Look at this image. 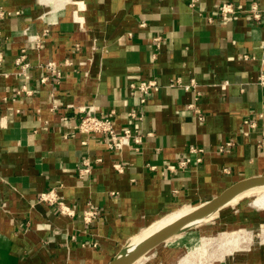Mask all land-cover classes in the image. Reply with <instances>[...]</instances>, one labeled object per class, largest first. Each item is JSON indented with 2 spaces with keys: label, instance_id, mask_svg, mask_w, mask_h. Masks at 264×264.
Masks as SVG:
<instances>
[{
  "label": "crops",
  "instance_id": "0c3cea01",
  "mask_svg": "<svg viewBox=\"0 0 264 264\" xmlns=\"http://www.w3.org/2000/svg\"><path fill=\"white\" fill-rule=\"evenodd\" d=\"M189 2L0 0V264H110L165 215L264 176V0ZM151 80L156 88H136ZM88 105L141 142L114 150L78 132ZM225 214L214 235L180 233L138 264H179L201 239L218 250L230 231L245 237L198 264H264V209Z\"/></svg>",
  "mask_w": 264,
  "mask_h": 264
},
{
  "label": "bare ground",
  "instance_id": "6f19581e",
  "mask_svg": "<svg viewBox=\"0 0 264 264\" xmlns=\"http://www.w3.org/2000/svg\"><path fill=\"white\" fill-rule=\"evenodd\" d=\"M252 191H257L258 194L254 198L252 197L253 199L248 203L257 209H264V176L239 182L225 190L222 195L208 202L182 207L165 215L151 224L144 232L142 231L127 242L110 264H138L140 261H143L147 252L160 243L210 219L219 209L233 200L235 201L240 195ZM247 201L249 200L247 199ZM241 234L238 231H230L225 236H222L218 243L219 247L216 245L218 250L214 248L210 249L213 247L212 245L215 240L201 239L199 247L192 252H187L183 257L181 256L182 259H180L179 264H198L201 262V260L198 261L199 259L208 258L211 256L209 254L214 253L215 250L219 252V248L226 249L227 245L224 246L225 244H231L240 238H244L245 235ZM234 245L237 247L238 243ZM232 249H234V246ZM224 253L226 254L227 252L225 251Z\"/></svg>",
  "mask_w": 264,
  "mask_h": 264
},
{
  "label": "built area",
  "instance_id": "2783aa9c",
  "mask_svg": "<svg viewBox=\"0 0 264 264\" xmlns=\"http://www.w3.org/2000/svg\"><path fill=\"white\" fill-rule=\"evenodd\" d=\"M196 0H190L189 5L193 6L195 4ZM233 12V9L231 8V4H224L222 6V18L223 19H229L230 16L228 13ZM7 13L5 12L4 9L0 7V20L5 17ZM256 16H259V14H256ZM1 32V30H0ZM3 41L1 40L0 36V61L2 60V49H3ZM24 57V53L20 55V59ZM46 69L48 72L55 73L57 77L60 78L61 73L60 71H57L55 68V63L54 62H48L46 64ZM259 83L264 85V73H261L259 76ZM225 84H222L221 87L223 88ZM134 87V86H133ZM156 88V84L154 81H148V82H141L136 88L140 90L141 92L146 93L149 88ZM195 84L194 82H190V84L186 85V89H192L194 90ZM198 96L195 97L197 99ZM143 100V98L141 99ZM56 108L57 106L54 105ZM189 108H191L195 113L198 118H202V115L197 112V109L195 107V103L189 104ZM79 112L81 113L79 116V121L77 124V130L78 132L82 133H89V134H99L102 136H105L107 138V144L109 148L114 149V150H120L123 146L125 145H131V144H138L142 140V134L137 133L132 131L129 128H125L123 131L119 132L116 130L114 126V122L111 119L110 116L102 114L99 112L98 108L93 105H88L85 108L79 109ZM110 113H114V110H111ZM131 116H135L136 114L134 112L129 113ZM63 120H66L67 117L63 116ZM202 150L200 148L196 147H190L189 152L193 153H198L201 152ZM191 159L190 157H186L184 160L179 162V165H184L187 162H189ZM195 160H200V157L197 156ZM80 168L79 172L80 174L87 175L91 171L92 163L84 159L80 163ZM120 164L115 163L114 167H116L119 170ZM43 199L53 202L54 197L50 195L43 196ZM58 207L60 212L62 213H67V214H72V210L66 206L64 203H62L60 200L57 201ZM96 215L95 211L91 210H86L84 211L83 218L87 221H89L91 218H93Z\"/></svg>",
  "mask_w": 264,
  "mask_h": 264
},
{
  "label": "rangeland",
  "instance_id": "374dc122",
  "mask_svg": "<svg viewBox=\"0 0 264 264\" xmlns=\"http://www.w3.org/2000/svg\"><path fill=\"white\" fill-rule=\"evenodd\" d=\"M258 194V192L257 191H252V192H248V193H245V194H242V195H240L239 197H237L236 199H235V201L233 200L232 202H230L229 204H227L226 206H224V207H222L221 209H219L214 215H212L211 217L213 218H211V220L209 221V222H207L206 224H202L201 225V228L202 229H193V231H188V230H185V231H187V232H185V231H183L185 234H187V235H191V236H198V233H199V235H203V236H211V234H215V232H217V230L215 229V227H218V226H220V224L218 223V215H220V214H224V213H226L225 215H223L224 217H222V219H225V218H228V219H231V220H234L235 219V217H233V216H235V214H237L238 212H242V211H245V210H254V209H257V208H255L254 206H252L250 203H248V202H251V200L256 196ZM238 196V195H237ZM242 196V197H241ZM250 197V198H249ZM253 197V198H252ZM234 199V198H233ZM247 199L249 200V201H247ZM238 205H246V208H238V209H236L237 208V206ZM234 210H236L235 212H233ZM259 210V209H258ZM228 212H232V213H228ZM216 216V217H215ZM205 227H208V229H207V231H204V229L203 228H205ZM148 228V227H147ZM147 228H144L143 230H141V232L143 231H145V229H147ZM199 230V231H198ZM140 232V233H141ZM183 232H181V234H180V236H179V238L177 237L176 239H181L182 238V235H183ZM139 233V234H140ZM138 235V234H137ZM212 235V236H213ZM215 237V236H214ZM215 239V238H214ZM213 239V240H214ZM207 240V239H206ZM213 243H215V241L213 242ZM160 246V245H159ZM153 250V249H152ZM152 250H151V252H152ZM150 252V251H149Z\"/></svg>",
  "mask_w": 264,
  "mask_h": 264
}]
</instances>
